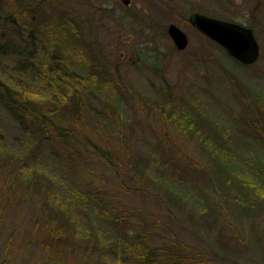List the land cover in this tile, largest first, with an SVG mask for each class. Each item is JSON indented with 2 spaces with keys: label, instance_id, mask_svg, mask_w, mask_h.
Here are the masks:
<instances>
[{
  "label": "rangeland",
  "instance_id": "obj_1",
  "mask_svg": "<svg viewBox=\"0 0 264 264\" xmlns=\"http://www.w3.org/2000/svg\"><path fill=\"white\" fill-rule=\"evenodd\" d=\"M32 1L40 9L28 49L49 44L45 50L58 56L61 47L51 44V39L59 40L50 25L68 19L87 36L92 52L121 76L116 94L123 102L117 108L125 114L124 123L104 114L97 119L93 111L84 129L92 142L120 153L128 168L118 174L91 144L71 157L52 144L31 148L0 104V264H93L96 257L101 264H116V252L104 258L101 253L110 248L102 250L101 245L89 249L94 260L89 259L85 237L72 229L66 230L63 241L47 249L43 245L50 231L45 211L49 214L48 207L57 202L49 199L54 194L70 199L75 188L105 198L98 211L86 208L78 215L82 223L91 219L95 243L101 229L109 244L133 246L124 252L128 264H145L132 260L137 244L130 238L138 234L142 238L137 243L156 255L169 248L195 259L194 264H264V174L256 176L264 167V121L253 120L258 128L251 126L252 109L246 100L247 92L264 100V0ZM13 2L0 0L3 16H16L10 9ZM193 12L252 27L260 47L257 60L237 61L190 23ZM22 21L21 31L29 33L24 29L30 24ZM170 23L187 33L185 49H178L168 34ZM3 63L10 70L17 64L15 57ZM32 79L46 84L40 77ZM38 88L33 91L42 90ZM155 98L168 104L170 111L162 108L166 117L155 107ZM107 103L101 94L96 111L106 112ZM224 103L245 118L241 124ZM178 111L193 116L194 128L180 127ZM211 135L226 158L223 163L230 160L234 168L228 170L230 175L242 181L249 177L260 187L236 186L227 180V171L216 173L213 149L206 145ZM34 172L39 176L31 185ZM119 214L126 217L121 225Z\"/></svg>",
  "mask_w": 264,
  "mask_h": 264
},
{
  "label": "trees",
  "instance_id": "obj_2",
  "mask_svg": "<svg viewBox=\"0 0 264 264\" xmlns=\"http://www.w3.org/2000/svg\"><path fill=\"white\" fill-rule=\"evenodd\" d=\"M10 9L16 11V16L13 14L12 17L9 15L3 16L2 13H0V104L3 105V108H5L16 120L19 132L29 139H26L27 145L31 148H37L40 144L44 143L56 145V147H60L62 152H65V155L69 154V157H71L76 151L87 148L89 147L88 145L91 144L94 146L96 152L98 154L101 153L104 159L107 160L108 167L120 174L119 170L128 168V166L124 165L123 159L120 160L118 157L120 153H115L108 147L101 148L95 142H92L89 132H87L88 130L84 129V125L92 121L93 118L91 117V113L93 111H95L97 119L101 120L104 114V116L106 115L109 119L114 118L120 120V125L124 123L125 114L123 111L119 114V107L117 106L119 101L121 104H123V102L119 100L120 97L116 94V91L121 88V76L117 74L112 66H109L102 60L99 53L96 54L92 52L94 46L89 43L87 36L84 35L83 31L79 29L76 24L68 19H56L53 21L54 25H50V27H54L55 37L59 40L55 42L51 39L52 42H50L54 48L61 47L58 56L54 51L45 50V47H47L46 45L49 44L40 47L41 49H28L30 43H34L32 41L34 34L33 28L36 25L35 21L38 19L40 5L37 6V3L32 0H14L13 6ZM22 20H27L30 24V27L24 29L29 31V33L21 31L20 25L23 24L21 23L23 22ZM3 30H6L5 33L9 35V37L3 33ZM41 51L45 55V59L47 57L46 60L42 58V53H39ZM71 53L74 54V56H72ZM9 57H15L17 62V64L13 65V69L11 70L8 65L3 63L4 60H8ZM45 67H47L46 70ZM106 74L111 75L110 78H105ZM34 76L42 78L46 84H35L32 79ZM35 86H41V88L38 89L42 90L33 91ZM166 92L169 93L170 90ZM101 94L106 97L108 102L106 104L107 106H105L107 111L104 113L100 110L99 112L96 111L98 110L96 103L101 102ZM246 96L248 97L246 100L249 102V106L252 109V116L250 119L252 122L251 126L258 128L256 126L258 123H254L253 120L257 122L264 121L262 120L264 118V100L255 92H247ZM169 99H166L165 102L168 103V101H170ZM95 100H97V102ZM153 101L157 102L155 103V107L166 117V111L164 112L163 109L170 111V108H167L168 104H161L164 100L159 102L158 98H155ZM224 106L232 119L237 124H241V120L245 118L238 115V112L228 103H224ZM176 114L179 116L178 124L180 127L189 130L194 128V122L191 118L193 116H191V114H188V112L180 113L179 111L176 112ZM213 121L216 125H219V122L215 119H213ZM258 131L257 129V132ZM262 134L264 136V133ZM209 138L210 142L206 143V145L208 148L211 147L213 149L211 152L215 157L218 169L216 173L220 172L222 175L227 171V180L236 186L248 185L250 187H255V185H258L255 180L249 177H244L243 181L234 179L228 171L234 169L233 166H231L230 160L226 164L223 163L226 158L214 147L217 143L213 140L215 137L211 135ZM35 141L38 142L34 144L33 142ZM56 156L58 157V154H56ZM253 163L254 161H252V165ZM121 164H123V166ZM22 167L24 168V166ZM258 172L256 176L264 174V167H262L261 170L258 169ZM37 176H39V174L34 172L29 178L28 183H30L31 180L35 182L37 180L35 177ZM260 178H262L264 182V175ZM21 179L24 178L22 177ZM240 181L242 183H240ZM30 184L32 185V183ZM52 199H57L56 206L58 208L55 209L56 206H52L51 204L49 207L47 206L50 215L45 211L47 214L46 224L50 230L43 241V245L46 249L54 243L66 239V230L72 229L77 235H83L85 237L87 241L85 245L86 254L89 253L88 251H90L89 249L92 247L101 245L103 247L102 250L110 248L107 254L101 253L104 258L107 256L110 257V252L115 251V256H112L115 263L128 264L124 257V252L126 250L129 251L133 246H129L130 249H125L123 243L120 241L122 235H119L118 241L120 242L115 244V246L114 244H109V241H106L101 236L100 229L98 230V235H100L98 236L99 242L97 241V243H95V228L91 223V219L82 223L81 215H78V212H83L86 208H91L95 212L98 211L99 208L104 206V197H100L98 194L92 193L91 191L83 192L75 188L73 189L70 199L59 196L58 194H54L49 200L52 201ZM121 215L122 214L116 216L120 225L126 219V217ZM56 227L58 228L56 229ZM75 227L76 229H74ZM112 231L115 230L112 229ZM141 238V234H138L134 238H130L131 242L137 244L136 255H134L136 259L132 258L133 262L137 261L138 258L143 260L145 264H163L162 262H164V264L195 263V259H191L187 255L178 254L175 250L169 248H166V251L156 255L149 247L137 243ZM88 255H90L89 259H93L91 258V255H93L92 253ZM204 263L205 262L202 261L198 264ZM87 264L92 263L88 262ZM93 264H101L100 257H96Z\"/></svg>",
  "mask_w": 264,
  "mask_h": 264
},
{
  "label": "water",
  "instance_id": "obj_3",
  "mask_svg": "<svg viewBox=\"0 0 264 264\" xmlns=\"http://www.w3.org/2000/svg\"><path fill=\"white\" fill-rule=\"evenodd\" d=\"M189 21L240 62L250 64L257 60L260 47L252 27L201 12H193ZM167 31L178 49L187 47L189 37L179 25L170 23Z\"/></svg>",
  "mask_w": 264,
  "mask_h": 264
},
{
  "label": "flooded vegetation",
  "instance_id": "obj_4",
  "mask_svg": "<svg viewBox=\"0 0 264 264\" xmlns=\"http://www.w3.org/2000/svg\"><path fill=\"white\" fill-rule=\"evenodd\" d=\"M129 1L127 0V3H128ZM222 19V18H221ZM225 20H227V19H225ZM230 21H232V20H230ZM191 23V22H190ZM193 25V24H192ZM194 26V25H193ZM195 27V26H194ZM168 29V28H167ZM198 29V28H197ZM199 30V29H198ZM200 31V30H199ZM168 32V31H167ZM204 34V33H203ZM255 34V33H254ZM204 35H206V34H204ZM207 36V35H206ZM208 37V36H207ZM209 38V37H208Z\"/></svg>",
  "mask_w": 264,
  "mask_h": 264
}]
</instances>
